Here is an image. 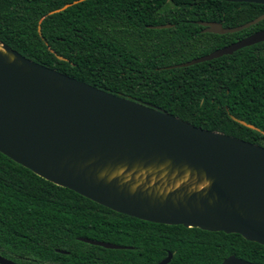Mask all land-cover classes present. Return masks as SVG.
Instances as JSON below:
<instances>
[{
    "label": "trees",
    "instance_id": "trees-1",
    "mask_svg": "<svg viewBox=\"0 0 264 264\" xmlns=\"http://www.w3.org/2000/svg\"><path fill=\"white\" fill-rule=\"evenodd\" d=\"M262 10L224 0H0V41L104 91L264 146V41L170 67L255 28L214 34L197 21L233 27ZM160 24L172 26L150 27ZM79 237L126 247L104 248ZM168 252L167 264H220L229 255L264 263V245L240 234L115 212L0 152V255L19 264H155Z\"/></svg>",
    "mask_w": 264,
    "mask_h": 264
},
{
    "label": "water",
    "instance_id": "water-1",
    "mask_svg": "<svg viewBox=\"0 0 264 264\" xmlns=\"http://www.w3.org/2000/svg\"><path fill=\"white\" fill-rule=\"evenodd\" d=\"M224 1L264 4V0ZM263 18L261 14L233 27L217 21L198 24L204 32L226 34ZM261 41L264 30L170 67L208 61ZM0 44L2 154L115 212L153 223L236 233L264 245V146L194 126L164 109L104 91ZM161 166L168 173L189 170L209 185L161 194L146 187L147 178L132 189V180L111 176L118 168ZM78 239L104 248L126 247ZM171 257L168 252L155 264H167ZM0 264L19 263L0 255ZM221 264L264 263L229 255Z\"/></svg>",
    "mask_w": 264,
    "mask_h": 264
},
{
    "label": "bare ground",
    "instance_id": "bare-ground-1",
    "mask_svg": "<svg viewBox=\"0 0 264 264\" xmlns=\"http://www.w3.org/2000/svg\"><path fill=\"white\" fill-rule=\"evenodd\" d=\"M2 49L0 44V50ZM161 173H157V172ZM135 173L134 175H132ZM149 175V177H148ZM111 176L119 177L123 182L131 181V188L134 189L137 184L142 182L144 178L147 183L146 187H151L149 190L156 191L161 194H166L167 192L174 189H183L189 192L204 189L209 185V181L206 179H199L189 170L173 171V173H168L165 167L161 166L158 168H135L130 171L124 168H118L115 170Z\"/></svg>",
    "mask_w": 264,
    "mask_h": 264
},
{
    "label": "flooded vegetation",
    "instance_id": "flooded-vegetation-1",
    "mask_svg": "<svg viewBox=\"0 0 264 264\" xmlns=\"http://www.w3.org/2000/svg\"><path fill=\"white\" fill-rule=\"evenodd\" d=\"M261 5V9H263L262 10V12L260 13V14H258L257 16H259V15H261V14H264V4H260ZM256 16V17H257ZM252 20V19H251ZM248 22V21H247ZM197 23H198V21H197ZM245 23V22H244ZM243 24V23H242ZM201 27H202V31H203V29H204V26H202V25H200ZM252 26H255V28H254V30L252 31V32H250V33H248V34H245L244 36H242V37H240V38H236V40H234L233 42H236V41H238V40H240V39H242V38H244V37H246V36H249V35H251V34H253V33H255V32H257V31H261V30H264V18L263 19H261L260 21H258L257 23H255V24H253V25H251V26H249V27H247V28H250V27H252ZM243 30V29H242ZM241 31V30H240ZM233 42H230L229 44H231V43H233ZM261 42H263V41H261ZM259 43V42H258ZM229 44H227V45H229ZM256 44V43H255ZM226 46V45H225ZM223 47V46H222ZM52 52H53V50H51ZM235 52V51H234ZM39 63V62H38ZM2 256V255H1ZM221 264V263H220Z\"/></svg>",
    "mask_w": 264,
    "mask_h": 264
}]
</instances>
